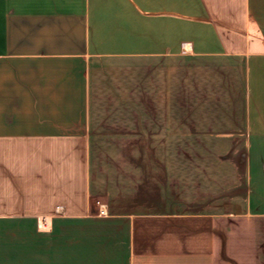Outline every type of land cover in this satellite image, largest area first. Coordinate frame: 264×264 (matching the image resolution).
Segmentation results:
<instances>
[{
    "label": "crops",
    "instance_id": "crops-1",
    "mask_svg": "<svg viewBox=\"0 0 264 264\" xmlns=\"http://www.w3.org/2000/svg\"><path fill=\"white\" fill-rule=\"evenodd\" d=\"M140 135L176 211L103 199ZM0 264H264V0H0Z\"/></svg>",
    "mask_w": 264,
    "mask_h": 264
},
{
    "label": "rangeland",
    "instance_id": "rangeland-1",
    "mask_svg": "<svg viewBox=\"0 0 264 264\" xmlns=\"http://www.w3.org/2000/svg\"><path fill=\"white\" fill-rule=\"evenodd\" d=\"M143 101L144 99H142ZM139 110L143 112L145 107H140ZM98 142L99 140H97L96 151H100L99 153L101 154H97V157H100L99 160H102V164L100 169L94 172V179L100 186V192L106 194L103 199L116 200V202L111 204L116 206L117 203V205L129 209L176 211L181 205H185L181 203V200L188 199L194 195L196 188L193 174L195 172L191 171L190 173L192 176L190 178L191 186L188 187H186L187 181H185V177L179 172L181 166L185 167L186 164L184 162L188 161L185 160L186 154L179 155V142L177 139L171 138L170 140V148L172 150L170 155L172 170L170 172L149 170L147 165L150 159V144L142 135L134 141L135 143L132 142L133 144L130 143L129 145L137 148L136 153L132 156L125 153H123L122 157L118 155V150H123L122 140L109 138L101 140L102 144L101 142L98 144ZM173 150L174 152L177 150V152L173 153ZM154 158V160L159 158L160 166H162V157L155 155ZM193 158L194 156L192 155L191 161H193ZM222 158H225V156H219V161ZM129 161L133 162L134 167H120V164ZM183 173L185 172L183 171ZM221 182L222 179H220L219 183ZM92 205H97V202L92 200Z\"/></svg>",
    "mask_w": 264,
    "mask_h": 264
}]
</instances>
